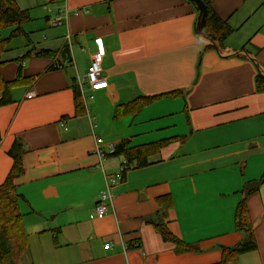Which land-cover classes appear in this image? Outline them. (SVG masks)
Returning <instances> with one entry per match:
<instances>
[{"label": "crops", "instance_id": "0c3cea01", "mask_svg": "<svg viewBox=\"0 0 264 264\" xmlns=\"http://www.w3.org/2000/svg\"><path fill=\"white\" fill-rule=\"evenodd\" d=\"M207 1L234 29L215 49L197 34L189 0H17L32 21L29 42L12 47L28 50L25 61L0 65L6 83L20 65L23 75L13 103L0 106V186L19 140L29 239L20 264H219L223 248L244 239L234 222L240 192L264 174V93L255 85V62L264 71V0ZM97 51L109 88L82 94L77 80ZM176 91L131 114L135 98ZM162 141L153 164L132 167L108 213L96 215L104 172L115 175L123 161L110 146ZM167 196L175 206L166 223L194 252L181 253L153 223ZM248 209L257 249L231 264H264V185Z\"/></svg>", "mask_w": 264, "mask_h": 264}, {"label": "trees", "instance_id": "16d2710c", "mask_svg": "<svg viewBox=\"0 0 264 264\" xmlns=\"http://www.w3.org/2000/svg\"><path fill=\"white\" fill-rule=\"evenodd\" d=\"M202 1L206 4L207 8L204 32L209 46L206 49H215V44L220 45L224 43L234 32V29L227 21L220 19L215 14L207 0ZM30 21H32L30 11L21 8L17 0H0V32L4 29L11 30L8 37H3L0 34V65L7 64L6 60H3V55L12 51L15 40L27 38L29 42V35L25 31L24 25ZM26 58L27 53L24 57L15 61L24 62ZM255 65L257 68V75L255 78L256 91L258 93H264V71L258 62H255ZM22 83V65H20L16 81L6 83L0 80V106L13 103L12 91L21 87ZM181 93V91H176L157 96L137 97L130 103L131 114H138L143 108L155 103L161 98H177ZM75 94L78 112H81V110H84L81 100L82 95L81 93L79 94L77 88H75ZM165 142L166 141H162L132 149H129L126 143H121L115 146V151L110 156L123 157V160L127 161L125 174L123 176L124 179L126 173L132 167L141 169L152 165V159L159 155ZM9 155L14 160V164L4 184L0 186V264H20L29 250V239L24 228L23 216L20 212V201H23L25 198L19 194L17 187V181L23 177L25 173V150L23 143L17 140L10 150ZM263 185L264 174L259 180L245 183L240 192L242 198L236 208L234 218L236 231L243 233L245 237L234 247L223 248L222 259L219 264H231L236 261L240 255L257 249L253 224L248 209V198L259 192ZM158 201L159 211L155 215L157 220H153V223L162 238L166 242L173 243L181 253L194 252L196 249L174 235L166 223L170 210L175 206L173 198L167 196L160 198Z\"/></svg>", "mask_w": 264, "mask_h": 264}, {"label": "built area", "instance_id": "2783aa9c", "mask_svg": "<svg viewBox=\"0 0 264 264\" xmlns=\"http://www.w3.org/2000/svg\"><path fill=\"white\" fill-rule=\"evenodd\" d=\"M50 23L53 27H56L62 24V19L58 18L56 20H52ZM96 44L103 49L102 40L100 39L96 40ZM102 61H103V53L101 51H97L93 56L92 62L88 68L85 78L84 79L78 78L76 84L82 94H84L86 91L99 92L101 90H105L109 88V82L107 78L103 75ZM31 95L32 94H30V96ZM110 147H111L110 152L112 150L113 153L115 151V147L112 145ZM126 166H127V161L123 160L119 167L118 173H116L115 175L106 174L104 172L105 181H106L105 189L100 193V203L95 208L96 215L103 216L107 214L109 207L113 206V201H114L113 189L117 183L123 180ZM111 247H112L111 243L105 245L106 249H109Z\"/></svg>", "mask_w": 264, "mask_h": 264}, {"label": "water", "instance_id": "95a60500", "mask_svg": "<svg viewBox=\"0 0 264 264\" xmlns=\"http://www.w3.org/2000/svg\"><path fill=\"white\" fill-rule=\"evenodd\" d=\"M189 1H191L196 5L197 10L199 12L197 19V34L200 37L207 39L206 34L204 32L206 18H207L206 4L202 0H189Z\"/></svg>", "mask_w": 264, "mask_h": 264}, {"label": "rangeland", "instance_id": "374dc122", "mask_svg": "<svg viewBox=\"0 0 264 264\" xmlns=\"http://www.w3.org/2000/svg\"><path fill=\"white\" fill-rule=\"evenodd\" d=\"M10 29H4L0 32V34L3 36V37H8L9 34H10ZM26 44V40L23 39V38H20V39H17L14 41V44L15 46H18V45H25ZM28 50H24L22 47H18L17 49H12V51H9L7 52L6 54L3 55V60H8V59H17L18 55H23V54H26ZM89 98V95L87 97V99Z\"/></svg>", "mask_w": 264, "mask_h": 264}]
</instances>
